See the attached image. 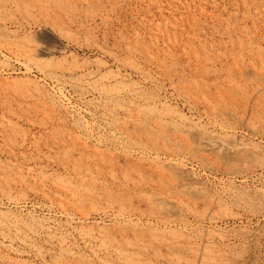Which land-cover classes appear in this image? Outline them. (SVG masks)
Listing matches in <instances>:
<instances>
[{
	"label": "rangeland",
	"instance_id": "1",
	"mask_svg": "<svg viewBox=\"0 0 264 264\" xmlns=\"http://www.w3.org/2000/svg\"><path fill=\"white\" fill-rule=\"evenodd\" d=\"M259 12L262 14H259ZM242 26L250 30L247 32V29L244 30ZM263 26L264 0H0V164L2 163L0 166V264H69V262L70 264H76V262L77 264H107L106 262L109 264H127V260L130 264H264V166H262L264 165V119H262V123L256 120V118H252V122L254 121V126L257 129L256 135L241 127L234 129L235 133L241 136L248 144L254 145L252 148L256 152L259 151L257 152V162H260V165L255 163V165L246 170L243 176L239 175L236 178H229L215 170H206L203 165L192 161L187 162L184 159L186 169L195 174L197 178L199 177L198 179L204 185L202 186V188L204 187L203 192L210 197L215 195L214 197L216 198L218 196L217 199H221V203L224 204L223 209L221 207L208 209L204 208L202 204H197V207L195 206L197 214L195 215L190 213V206L186 208L188 205L185 207L182 204L169 202L167 198L165 199V196L162 197L160 192H154L149 186L143 187V189L139 187L129 190L127 187L119 188L115 184L113 178H111V173L106 170V164H103L102 157L100 158V154L98 153L102 152L103 154L101 155L106 156L109 160L118 158L117 161L120 162L116 172H118L119 180L123 182L128 170L133 171L137 166L145 165L144 161H148L145 165L147 167L151 162L153 163L151 160L157 159V156L162 162H166L169 158L164 153L157 155L152 149L141 147L137 145L138 143H134V141L126 138L117 128L116 124L120 120L126 119L127 113L124 110L113 109V105L117 104H110L104 96L100 98V95L94 91L96 89H104L101 87L103 85L108 91L121 90L123 88L122 85L126 87L130 86L129 88L124 86V88L129 91L134 89L131 91L133 92V96L136 94L140 98H132L130 100L132 103H137L136 106L140 104L141 109H143L142 107L149 108V106L153 109L155 106L158 111L168 113L173 111L171 113L178 114V117L182 113L190 122L197 123L202 120L200 124L204 126L207 120L202 118L203 115L199 109L194 105L192 106L191 102L186 100L187 96L183 92L179 93V91L172 87L173 81L181 87L186 85L193 86L195 84V80L193 79L195 78L196 83L202 85L208 84L215 92L218 85L219 87L222 85L227 88L229 85L226 79L228 64L233 61L234 55L240 51L239 42L244 41V38L245 41H248L256 37V35H262L260 32L264 33ZM59 28H62V30ZM255 28H259L260 32ZM190 35H194L193 38ZM6 43L11 46L7 45L9 48L6 47ZM14 44L16 47H14ZM190 44L193 47H190ZM203 44L206 45L204 46ZM22 45L27 46L28 49H25L27 47L24 48ZM17 46L20 47L17 48ZM203 46L207 51H205ZM34 48L42 50L46 48L44 51L47 52V55L40 58L29 55L31 49L33 50ZM134 48L138 50L136 49L135 51ZM21 51L23 52L21 53ZM184 51L190 52L188 54L189 57H187L188 55ZM192 51L196 52L200 57L197 58L196 56L198 55L196 54L195 56V53ZM165 52H168L167 55ZM226 54L227 57L224 58ZM214 55L216 56L214 57ZM207 56L211 58L208 59L206 58ZM173 58L176 59L174 60ZM203 58L206 59L204 60ZM198 60L202 63L199 64ZM164 64L166 68H164ZM176 65L177 67H175ZM202 66L207 68H203ZM159 67L162 70H158ZM134 68H136V71L133 70ZM170 68H173L176 74H174L173 70H171L173 72H170ZM205 69L211 70L210 73L212 74H207ZM195 70L198 71L195 73ZM182 73H189V75L184 74V77H182ZM190 74L191 76L193 75L192 78ZM202 74L205 76H201ZM91 75L95 76L92 77ZM100 75L101 77H99ZM76 78H78V81ZM151 78L154 79V82ZM183 79H185V84L178 82L179 80L183 81ZM216 83L217 85H214ZM79 85H86V91H79ZM253 90L254 88H250L249 94ZM261 103H264L263 100ZM124 104L132 105L130 101H126ZM100 107L102 108L100 109ZM242 114L244 113L242 112ZM114 120L117 121L114 122ZM110 123L112 124L110 125ZM57 137L58 139H56ZM84 143L87 145H84ZM73 145H76V148H72ZM99 148L103 149L100 150ZM95 149H99L98 152ZM65 152L71 153L70 156H65ZM110 152L112 153L111 155ZM88 157L91 158L88 159ZM95 157L97 158L96 160ZM74 159L77 161H74ZM78 160H81L83 163L81 166L82 170L81 168H77ZM127 160H130L133 165L127 164ZM96 165H99L100 167L98 168L100 169L102 168L101 165H103V168L106 170L104 175L101 170L98 171L99 169H97ZM75 167L76 169H74ZM125 168H128V170ZM75 170L77 171L75 172ZM19 175L21 176L19 177ZM24 177H26V180ZM90 180L92 182L95 180L96 182L92 183ZM97 180L102 181L100 183ZM98 185L102 189L107 188L109 192L112 191L114 195L117 194L115 196L116 200L118 198L117 203L108 200L100 191L96 192L93 196L90 194L91 192L88 193L89 190L93 191L94 188H99ZM74 186H77V188ZM81 186L89 188V190L87 189L86 192V189L81 188ZM70 187L73 191L76 189L77 192H71ZM65 188L68 191H65ZM138 192L142 193L143 197L160 198L164 202L166 201L165 204L172 205L173 207L177 206L184 218L176 219L177 222L175 219H165L167 221H175V223L168 225L162 218L155 219L153 213L142 203H139L137 197L138 195L140 196V193ZM129 195L131 196L128 197ZM157 196L160 197L158 198ZM72 197L77 199L75 200ZM126 198L129 200H126ZM131 198H133L132 201L130 200ZM83 201H87V205ZM92 201L94 207L96 208L97 206L98 210L100 209V211L95 209L99 212L97 214L93 213L95 212L93 207L90 208L93 206ZM126 201L128 202L126 203ZM76 202L84 203V208L86 209L82 211L75 207L78 205ZM119 202L120 205L118 204ZM72 203L76 205L74 206ZM61 204L65 206L63 207ZM138 205L141 206L138 207ZM62 207L64 209H61ZM120 209L125 212H122ZM104 210L107 211L104 212ZM120 212L124 214L123 217L122 214H119ZM85 214H87L86 217L83 216ZM139 220L142 223L138 222ZM2 223H5V226H7H3ZM135 224L138 228L140 227L139 229L142 228L141 230H144V237L142 236V231H135L138 229ZM15 225L17 226L14 227ZM105 228L108 230L106 231ZM22 230L23 233L21 234ZM150 230L152 234L149 233L153 237L147 233ZM89 231L93 233L88 234ZM111 231L112 234H109ZM118 231H121L120 234ZM1 232L4 234L1 235ZM133 232L134 234L137 232V234L133 235ZM123 236H126L125 238L130 239L129 241L134 244L135 242L138 243L140 245L138 247L142 248H135L133 243V245L129 242L126 243ZM156 236H160L159 239H162L165 243L170 240V243L186 249L180 255H174L175 253L167 249V245L155 244L154 247V245H151L152 242L149 243V239L153 241L154 238H157ZM174 236H178L179 238ZM108 237L110 239H107ZM102 239H107L108 241H103ZM110 240L112 242L113 240L115 241L112 243ZM24 242L26 243L25 245ZM142 243H145V245ZM32 244L35 246V249H33L34 246ZM105 244L109 246L106 247ZM128 245L132 246L129 247ZM101 247L104 249H101ZM144 248L148 249L144 250ZM59 249H62V251L66 250V253L68 252L69 255L68 253L67 255L63 254L65 251L62 252ZM116 249H122L123 252L127 253L124 256H120ZM158 250H160L161 254H159ZM189 251L191 252L189 253ZM132 252L138 257L134 256ZM58 256H61V259ZM130 257H133L131 261L129 260ZM104 260L105 262H102ZM114 260L115 262L113 263L112 261ZM56 261L58 262L55 263Z\"/></svg>",
	"mask_w": 264,
	"mask_h": 264
},
{
	"label": "bare ground",
	"instance_id": "2",
	"mask_svg": "<svg viewBox=\"0 0 264 264\" xmlns=\"http://www.w3.org/2000/svg\"><path fill=\"white\" fill-rule=\"evenodd\" d=\"M16 1V0H15ZM214 2V1H213ZM234 2V1H233ZM257 2V1H256ZM7 3V2H6ZM211 3V2H210ZM216 3V2H215ZM244 3V2H243ZM238 4V3H237ZM17 5V3H16ZM219 5V4H218ZM259 5V4H258ZM206 6V5H205ZM224 6V5H223ZM245 6V5H244ZM42 7V6H41ZM30 8V7H29ZM186 8V7H185ZM225 8V7H224ZM263 8V7H261ZM40 9V8H39ZM44 9V8H43ZM190 9V7H189ZM203 9V8H202ZM198 10V9H197ZM263 10V9H262ZM202 11V10H201ZM185 12V11H184ZM205 12V11H204ZM220 12V11H219ZM257 12V11H256ZM57 13V12H55ZM252 13V12H251ZM258 13V12H257ZM48 14V13H47ZM50 14V13H49ZM248 14V13H247ZM246 14V15H247ZM250 14V13H249ZM248 14V15H249ZM259 14H262L259 12ZM240 15V14H239ZM244 15V14H243ZM251 15V14H250ZM195 16V15H194ZM205 16V15H204ZM220 16V15H219ZM223 16V15H222ZM214 17V16H213ZM260 17V16H259ZM205 18V17H204ZM249 18V16H248ZM258 18V17H257ZM182 19V18H181ZM222 19V17H221ZM231 19V18H230ZM246 19V18H245ZM255 19V18H254ZM195 20V19H194ZM199 20V19H197ZM257 20V19H256ZM177 21V20H176ZM186 21V20H185ZM196 21V20H195ZM194 21V22H195ZM239 21V20H238ZM248 21V20H247ZM244 22V21H243ZM253 22V21H252ZM173 23V22H172ZM179 23V22H178ZM198 24V23H197ZM234 24V23H233ZM252 24V23H251ZM196 25V24H194ZM228 25V24H227ZM231 25V24H230ZM45 26V25H44ZM197 26V25H196ZM248 26V25H247ZM188 27V26H187ZM198 27V26H197ZM235 27V26H234ZM243 27V26H242ZM264 27V26H263ZM57 28V27H56ZM181 28V27H180ZM183 28V27H182ZM60 29V28H59ZM233 29V28H231ZM244 30L246 29L243 27ZM256 30L258 29L259 32H260V29L259 28H255ZM51 30V29H50ZM55 30V29H54ZM62 30V28L60 29ZM195 30V29H194ZM250 29H247V32L249 31ZM52 31V30H51ZM61 32V31H60ZM176 32V31H175ZM258 32V33H259ZM191 33V32H190ZM205 33V32H204ZM223 33V32H222ZM230 33V32H229ZM51 34V33H50ZM60 34V33H59ZM167 34V33H166ZM231 34V33H230ZM246 34V33H245ZM260 34L262 35H259L256 37H253L252 39H249L248 41H245V38H244V41H241L239 42V48H240V51H238V53H236V55H234L233 57V61L231 63L228 64V75H227V81L229 82V85L227 88H225L224 86H220L219 85L216 87V92L213 90V88L209 87L208 84H200V83H196V79L194 78L193 80L194 81V85L193 86H179L176 84L175 81H173L172 83V87L175 88V90L179 91L180 92H183L186 96H187V101L191 102L192 106L194 105L197 109H199V111L201 112V114L203 115V119L207 120V123L202 126V124H200V122H202V120L200 122H190L186 116H184L182 113L179 114V117H178V114H175V113H171L173 111H171L170 113L168 112H163V111H158L156 109V107L154 106L153 109L150 108H145V107H142L143 109H141L140 107V104L139 106H136L137 103H132V101L130 99L132 98H140V97H137L136 94L133 96V90L129 91V90H126V88H129L128 86L126 87L125 85H122L123 88L124 86L126 88H124V90H122L123 88H121V90L119 89L118 91H108L105 89V87L101 86L102 88L104 89H96L94 90L95 92L98 93V95H100V98L102 96H104L106 98V100L111 104L115 103L117 105H113V109H119V110H124L126 113H127V116H126V119H122L120 120L119 122H117V128L125 135L126 138H129L131 141H134V143H138L137 145H140L141 147H144L146 149H152L157 155H160L161 153H164L166 154V156H168V160L166 162H162L161 159L157 156L156 158L157 159H153L151 161H153V163L151 162L149 164V166H145L146 161L145 162V165H139L137 166L135 169H133V171H130L128 170V168H125L128 170H126V174L124 176V179L125 181H120L119 178H118V172H116V170L118 169V165H119V162L117 161L118 158L116 159H108L106 156V158L104 157V155H101L103 154L102 152L101 153H98L100 154V158L101 160L104 162L103 164H106V170H108L110 173H111V178H113L115 184L118 185V187H127L129 190H131L132 188H142L143 187H151L154 192L158 191L160 192V194H162V197L165 196V199L167 198L170 201L174 202V203H177V204H182V205H188L186 208H190V213L192 214H197V204H202L204 206V208H208V209H211L213 207H221V209H223V203H221V199H217L218 196L215 198L213 195V197L211 196H207L204 192H203V188L202 186V183L201 181L196 177L195 174H192L191 172H189L186 167H185V160L187 162L189 161H192V162H196L200 165H203L204 168H206V170H211V171H217L221 174H223V176H227L229 178H236L238 177L239 175H242L246 172V170H248L250 167H252L253 165H255V163H258L257 162V152L259 151H255L254 148H252V146L254 145H250V143L248 144V142H246L241 136L237 135L234 131L235 128L237 127H241L242 129H245L246 131H249L250 133L252 134H257V129L256 127L254 126V121L252 122V118H256V120H258L259 122H262L264 119L263 117V114H264V103H261V101L263 100L264 102V33L260 32ZM179 35V34H178ZM244 35V34H243ZM247 35V34H246ZM58 36V35H57ZM140 36V35H138ZM169 36V35H168ZM191 36V35H190ZM194 35H192L191 37L193 38ZM197 36V35H196ZM228 37V36H227ZM250 37V36H248ZM136 38V36H135ZM4 39V38H3ZM6 39V38H5ZM138 39V38H137ZM198 39V38H197ZM2 40V39H1ZM14 40V39H13ZM21 40V39H20ZM183 40V39H182ZM238 40V39H237ZM5 41V40H4ZM54 41V40H53ZM114 41V40H113ZM177 41V40H176ZM174 41V42H176ZM234 41V40H232ZM7 42V41H6ZM26 42V41H25ZM31 42V41H30ZM136 42V41H135ZM141 42V41H140ZM145 42V41H144ZM198 42H199V39H198ZM224 42V41H223ZM228 42V41H227ZM5 43V42H4ZM116 43V42H115ZM142 43V42H141ZM166 43V42H165ZM182 43V42H181ZM194 43V42H193ZM201 43V42H200ZM199 43V44H200ZM28 44V43H27ZM31 44V43H30ZM34 44V43H33ZM152 44V43H151ZM197 44V43H196ZM233 44V43H232ZM2 45V44H1ZM6 47L9 48V44H5ZM3 45V46H5ZM9 45V46H7ZM17 45H20V44H17ZM37 45V44H36ZM179 45V44H178ZM191 45V44H190ZM190 45H186V46H190ZM204 45V44H203ZM206 45V44H205ZM204 45V46H205ZM219 45V44H218ZM226 45V44H224ZM24 48L27 47V46H24L22 45ZM38 46V45H37ZM148 46V44H147ZM153 46V44H152ZM165 46V45H164ZM203 46V47H204ZM214 46V45H213ZM232 46V45H231ZM1 47V46H0ZM13 47V45H12ZM14 47L15 44H14ZM20 47V46H17V48ZM154 48H156L155 46H153ZM166 47V46H165ZM190 47H193L192 45ZM230 47V46H229ZM233 47V46H232ZM5 48V47H4ZM4 48H2L3 50H5ZM22 48V47H21ZM44 48V47H42ZM133 48V47H132ZM169 48V47H168ZM195 48V47H194ZM213 48V47H212ZM11 49V48H10ZM23 49V48H22ZM25 49H28L25 48ZM46 49V48H45ZM44 49V50H45ZM135 49V48H134ZM133 49V50H134ZM137 49V48H136ZM135 49V51H136ZM186 49V48H185ZM191 49V48H189ZM198 49V48H197ZM205 49V47H204ZM217 49V48H216ZM234 49V48H233ZM15 50V49H14ZM21 50V49H20ZM42 49H39V48H34L33 50L29 49L30 51V54L31 56H34L35 58L38 57H42V56H45L47 55V52L44 51ZM103 50V49H102ZM138 50V49H137ZM147 50H148V47H147ZM192 50V49H191ZM213 50V49H211ZM17 51V50H16ZM170 51V50H169ZM173 51V50H172ZM188 51V50H187ZM187 51L185 52L187 55L190 53H187ZM193 51H197V50H193ZM192 51V52H193ZM204 51V50H203ZM205 51H207L205 49ZM218 51V50H217ZM237 51V50H236ZM12 52V51H11ZM23 51H21L22 53ZM162 52V51H161ZM211 52V51H210ZM209 52V53H210ZM20 53V52H19ZM18 53V54H19ZM25 53V52H24ZM23 53V54H24ZM49 53V52H48ZM105 53V52H104ZM110 53V52H109ZM113 53V52H111ZM141 53V52H140ZM153 53V52H152ZM166 53V52H165ZM168 53V52H167ZM166 53V55H167ZM171 53V52H170ZM195 53V56H196V52H193ZM192 53V54H193ZM219 53V52H218ZM217 53V54H218ZM223 54H225L224 52H222ZM227 53V52H226ZM16 54V55H18ZM28 55V53H26ZM25 54V55H26ZM200 54V53H199ZM220 54V53H219ZM26 55V56H27ZM28 55V56H29ZM185 55V56H187ZM198 55V54H197ZM21 56V54H20ZM144 56V55H143ZM155 56V55H154ZM175 56V55H174ZM192 56V55H191ZM216 55H214L215 57ZM233 56V54H232ZM18 57V56H17ZM23 57V56H22ZM157 57V56H156ZM189 57V55L187 56ZM197 58L200 57V55L196 56ZM204 57V56H203ZM210 57V56H209ZM219 57V56H218ZM227 57V54L224 56V58ZM229 57V56H228ZM34 58V59H35ZM123 58V57H122ZM155 58V57H154ZM172 58V57H171ZM208 58V56L206 57ZM206 58H203L204 60ZM211 58V57H210ZM208 58V59H210ZM213 58V57H212ZM30 59V58H29ZM126 59V58H125ZM130 59V58H129ZM145 59V58H144ZM158 59V58H157ZM164 59V58H163ZM174 60L176 58H173ZM207 59V60H208ZM215 59V58H214ZM206 60V61H207ZM218 60V59H217ZM227 60V59H226ZM159 61V59H158ZM167 61V60H166ZM191 61V60H190ZM199 61V60H198ZM231 61V60H230ZM160 62H162V60H160ZM168 62V61H167ZM177 62V61H176ZM189 62V61H187ZM193 62V61H191ZM209 63V61H207ZM212 62V61H211ZM215 62V61H214ZM166 63V62H165ZM196 63H198L196 61ZM202 62L199 61V64H201ZM213 63V62H212ZM217 63V62H216ZM224 63V62H223ZM132 64V63H131ZM141 64V63H140ZM168 65V63H166ZM174 64V63H173ZM171 64V65H173ZM177 64V63H176ZM205 64V63H204ZM151 65V64H150ZM166 65V66H167ZM216 65V64H215ZM60 66V65H59ZM100 66H102L100 64ZM182 66V65H180ZM179 66V67H180ZM197 66V65H196ZM195 66V67H196ZM205 66V65H204ZM214 66V65H213ZM57 67V66H56ZM139 67V66H138ZM174 67V66H173ZM177 67V65L175 66ZM184 67V66H183ZM188 67V66H187ZM203 67V66H202ZM226 67V66H225ZM118 68V67H117ZM132 68V66H131ZM129 68V69H131ZM164 68L165 67V64H164ZM203 68H207V67H203ZM211 68V67H209ZM177 69V68H176ZM183 69V68H182ZM190 69V68H189ZM198 69V68H197ZM61 70V69H60ZM68 70V69H67ZM133 70L136 71V68H134ZM158 70H162L159 69ZM166 70V69H165ZM174 69L173 68H170V72H173L171 71ZM184 70V69H183ZM191 70V69H190ZM199 70V69H198ZM197 70V71H198ZM212 70V68H211ZM211 70H208V69H205V72L207 74L210 73ZM92 71V70H91ZM140 71V70H139ZM138 71V72H139ZM167 71V70H166ZM180 71V70H179ZM195 70V73L197 72ZM219 71V69H218ZM106 72V71H105ZM111 72V71H110ZM142 72V71H141ZM151 72V71H150ZM168 72V71H167ZM166 72V73H167ZM175 72V71H174ZM178 72V71H177ZM185 72V71H184ZM203 72V71H202ZM213 72V71H212ZM221 72V71H220ZM49 73V72H47ZM70 73V72H69ZM95 73V72H94ZM114 73V72H113ZM135 73V72H134ZM166 73H164L166 75ZM169 73V72H168ZM224 73V72H223ZM222 73V74H223ZM51 74V73H50ZM109 74V73H108ZM176 74V72L174 73ZM184 74H188L189 73H184ZM183 73L181 74L182 77H184ZM200 74V73H199ZM212 74V73H210ZM217 74V72H216ZM54 75V74H52ZM84 75V74H83ZM114 75V74H113ZM145 75V74H144ZM143 75V76H144ZM171 75V74H170ZM180 75V74H179ZM187 75V76H188ZM218 75V74H217ZM46 76V75H45ZM82 76V75H81ZM80 76V77H81ZM92 77H94L93 75H91ZM167 76V75H166ZM169 76V74H168ZM191 76V74H190ZM193 76V75H192ZM191 76V78H192ZM201 76H205V75H201ZM219 76V75H218ZM55 77V76H54ZM57 77V76H56ZM60 77V76H59ZM65 77V76H64ZM78 77V76H77ZM101 77V75L99 76ZM104 77V76H102ZM124 77V76H123ZM122 77V78H123ZM141 77V76H140ZM155 77V76H154ZM152 77V78H154ZM156 77H157V74H156ZM160 77V76H159ZM208 77V76H207ZM50 78V77H49ZM73 78V77H72ZM108 78V77H107ZM106 78V79H107ZM115 78V77H113ZM117 78V77H116ZM151 80L153 81L154 79H157V78H154ZM161 78V77H160ZM209 78V77H208ZM66 79V78H65ZM75 79V77H74ZM163 79V78H162ZM167 79V78H166ZM180 79V77H179ZM199 79V78H198ZM203 79V78H201ZM56 80V79H55ZM71 80V79H70ZM76 80L78 81V78H76ZM108 80V79H107ZM110 80V79H109ZM118 80V79H117ZM184 80H179L178 82L179 83H184ZM206 80V79H204ZM76 81V82H77ZM159 81V80H158ZM188 81H190L188 79ZM192 81V80H191ZM202 81V80H201ZM216 81V80H214ZM213 81V83H215ZM218 81V80H217ZM224 81V79H223ZM60 82V81H59ZM73 82V81H72ZM81 82V81H80ZM96 82V81H95ZM154 82V81H153ZM157 82V81H156ZM160 82V81H159ZM158 82V83H159ZM170 82V81H169ZM193 82V81H192ZM203 83H205L204 81H202ZM210 82V81H209ZM87 83H90V82H87ZM133 83V81H132ZM135 83V82H134ZM171 83V82H170ZM178 83V84H179ZM67 84V83H66ZM125 84V83H124ZM185 84V83H184ZM212 84V83H211ZM226 84V83H225ZM70 85V84H68ZM115 85V84H114ZM119 85V84H118ZM135 85V84H134ZM154 85V84H153ZM159 85V84H158ZM157 85V87H158ZM183 85V84H182ZM214 85H217L214 84ZM86 86V85H85ZM83 86V85H79L78 86V90L81 91V92H85L86 91V87ZM137 86V85H136ZM179 86V87H178ZM226 86V85H225ZM77 87V86H75ZM90 87V86H89ZM113 87V86H112ZM111 87V88H112ZM150 87V86H149ZM164 87V86H163ZM171 87V88H172ZM219 87V88H218ZM6 88V87H5ZM91 88V87H90ZM93 88V87H92ZM110 88V87H109ZM115 88V87H113ZM132 88V87H131ZM162 88V87H161ZM165 88V87H164ZM250 88H254L253 92L251 94H249V89ZM139 89V88H138ZM137 89V90H138ZM64 90V88H63ZM136 90V92H137ZM161 90V89H160ZM171 90V89H170ZM142 91V90H141ZM158 91V90H157ZM174 91V90H173ZM156 92V91H155ZM160 92V91H159ZM63 94V93H62ZM78 94V93H77ZM80 94V93H79ZM82 94V93H81ZM143 94V93H142ZM146 94V93H145ZM172 94V93H171ZM88 95V94H87ZM144 95V94H143ZM159 95V94H158ZM178 95V94H177ZM182 95V94H181ZM183 95V96H185ZM89 96V95H88ZM133 96V97H131ZM141 96V95H140ZM153 97V96H152ZM142 98V97H141ZM144 98V96H143ZM164 98V97H162ZM181 98V97H180ZM83 99V98H82ZM97 99V98H96ZM145 99V98H144ZM143 99V100H144ZM158 99V98H157ZM156 99V100H157ZM68 100V99H67ZM81 100V99H80ZM86 100V99H85ZM92 100V99H91ZM146 100H149V99H146ZM173 100V99H172ZM82 101V100H81ZM90 101V100H89ZM88 101V102H89ZM94 101V100H93ZM106 101V102H107ZM128 102L130 101V104L132 105H126L124 104V102ZM137 102V100H135ZM153 101V100H152ZM176 101V100H175ZM72 102V101H71ZM145 102V101H144ZM166 102V101H165ZM108 103V104H109ZM147 103V102H146ZM88 105V104H87ZM95 105V104H94ZM104 105V104H102ZM164 106H165V103H164ZM168 106V104H167ZM170 106V105H169ZM58 107V106H56ZM65 107V106H64ZM158 107V106H157ZM186 107V106H185ZM3 108V107H2ZM48 108V107H47ZM91 108V107H90ZM102 107H100L101 109ZM111 108V107H110ZM160 108V107H159ZM67 109V108H66ZM82 109V108H80ZM109 109V108H108ZM55 111V110H54ZM75 111V110H73ZM85 111V110H84ZM110 111V109H109ZM123 111V112H124ZM193 111V109H192ZM51 112V110H50ZM104 112V111H103ZM242 112L244 114H242ZM44 113V112H43ZM81 113V112H80ZM95 113V112H94ZM119 113V111H118ZM178 113V112H177ZM196 113V112H195ZM56 115V114H55ZM63 115V114H62ZM119 115V114H118ZM121 115V114H120ZM200 115V114H199ZM7 116V115H6ZM47 116V115H46ZM73 117V116H72ZM79 117V116H78ZM95 117V116H94ZM9 118V117H8ZM52 118V117H51ZM115 118V117H114ZM120 118V117H119ZM198 118V117H197ZM56 119V118H55ZM62 119V118H61ZM61 119H60V122H61ZM99 119V118H98ZM194 119V118H193ZM44 120V119H42ZM46 120V119H45ZM64 120V119H62ZM104 120V119H103ZM113 120V119H112ZM255 120V119H254ZM14 121V120H13ZM101 121V120H100ZM105 121V120H104ZM117 121V120H114V122ZM31 122V121H30ZM107 122V120H106ZM264 122V121H263ZM262 122V123H263ZM26 123V122H25ZM34 123V122H33ZM64 123V122H63ZM5 124V123H4ZM12 124H15V123H12ZM38 124V123H37ZM66 124V123H65ZM112 123H110L111 125ZM7 125V124H6ZM34 125V124H32ZM93 125H96V124H93ZM45 126V125H44ZM65 126V125H64ZM103 126V125H102ZM258 126V125H257ZM46 127V126H45ZM97 127V126H96ZM52 128V127H51ZM89 128V127H88ZM94 128V127H93ZM212 128V129H211ZM61 129V128H60ZM100 129V128H99ZM116 129V128H115ZM220 129V130H219ZM49 130V129H48ZM53 130V129H52ZM65 130V129H64ZM67 130V129H66ZM57 131V130H55ZM63 131V130H61ZM71 131V130H70ZM117 132V131H115ZM244 132V131H243ZM264 132V131H263ZM22 133V132H21ZM41 133V132H40ZM100 133V132H99ZM105 133V132H104ZM103 133V134H104ZM111 133V132H110ZM114 133V132H113ZM58 134V133H56ZM55 134V135H56ZM61 134V133H60ZM247 134V133H246ZM1 135V134H0ZM11 135V134H10ZM25 135V134H24ZM62 135H63V132H62ZM73 135V134H72ZM122 135V134H121ZM123 135V136H124ZM31 136V135H30ZM74 136V135H73ZM76 136V135H75ZM24 137V136H23ZM60 137V135H59ZM69 137V136H67ZM81 137V136H79ZM85 137V136H84ZM83 137V138H84ZM104 137V136H103ZM258 137V135H257ZM45 138V137H44ZM54 138V136H53ZM65 138V137H64ZM100 138V137H99ZM114 138V137H113ZM10 139V138H9ZM50 139V138H49ZM58 139V137L56 138ZM86 139V138H85ZM109 139V138H108ZM3 140V139H2ZM65 140V139H64ZM63 140V142H64ZM70 140V139H68ZM77 140V139H76ZM106 140V139H105ZM120 140V139H119ZM250 140V139H249ZM6 141V140H5ZM15 141V140H14ZM56 141V140H55ZM62 141V140H60ZM72 141V140H70ZM83 141V140H82ZM96 141V140H95ZM98 141V139H97ZM102 141V140H101ZM100 141V142H101ZM118 141V140H117ZM121 141V140H120ZM12 142V141H11ZM57 142V141H56ZM62 142V143H63ZM66 142V141H65ZM74 142V141H73ZM99 142V141H98ZM108 142V141H107ZM113 142V141H112ZM109 143V142H108ZM123 143V142H121ZM59 144V143H58ZM63 144H66V143H63ZM74 144V143H72ZM99 144V143H98ZM97 144V146H98ZM103 144V143H102ZM119 144V143H117ZM56 145V144H55ZM84 145H87L84 143ZM83 145V146H84ZM41 146V145H40ZM48 146V145H47ZM89 146V145H88ZM100 146V145H99ZM116 147V145H114ZM113 146V147H114ZM129 146V145H128ZM7 147V146H6ZM31 147V146H30ZM55 147V146H54ZM76 148V145H73L72 148ZM11 148V146H10ZM28 148V147H27ZM88 148V147H87ZM94 148V147H93ZM98 148V147H97ZM138 148V147H137ZM257 148V147H256ZM70 149V147H69ZM89 149V148H88ZM100 150H102L101 148H99ZM99 149H95L97 152ZM110 149V148H109ZM123 149V147H122ZM125 149V148H124ZM62 150H63V147H62ZM74 150V149H73ZM118 150V149H117ZM121 150V149H120ZM135 150V149H134ZM142 150V149H141ZM145 150V149H143ZM22 151V150H21ZM39 151V150H38ZM71 151V149H70ZM69 151V152H70ZM262 151V150H261ZM36 152V151H35ZM53 152V151H52ZM83 152V150H82ZM96 152V153H97ZM100 152V151H99ZM119 152V151H118ZM144 152V151H143ZM37 153V152H36ZM61 153V152H60ZM77 153V152H75ZM79 153V152H78ZM113 153H114V150H113ZM150 153H152L150 151ZM31 154V153H30ZM69 154V155H68ZM71 153H66L65 152V156H70ZM84 154V152H83ZM107 154V152H106ZM112 153L110 152V155ZM86 155V154H85ZM88 155V154H87ZM115 155V154H113ZM112 155V156H113ZM118 155V154H117ZM127 155V154H126ZM125 155V156H126ZM140 155V154H139ZM144 155V154H143ZM18 156V155H17ZM31 156V155H30ZM81 156V155H80ZM95 156V155H94ZM132 156V155H131ZM141 156V155H140ZM152 156V155H151ZM156 156V155H155ZM154 156V157H155ZM84 157V156H82ZM87 157V156H86ZM85 157V158H86ZM114 157V156H113ZM121 157V156H120ZM144 157V156H143ZM260 157V156H259ZM68 158V157H66ZM91 158V157H88V159ZM112 158V157H111ZM126 158V157H125ZM139 158H142V157H139ZM165 158V157H164ZM48 159V158H47ZM79 159H82V158H79ZM97 158L95 157V160ZM128 159V157H127ZM132 159V158H131ZM135 159V158H134ZM148 159V158H147ZM146 159V160H147ZM185 159V160H184ZM33 160V159H32ZM76 159H74L75 161ZM133 160V159H132ZM137 160V159H136ZM135 160V161H136ZM260 160V159H259ZM77 161V160H76ZM79 161V160H78ZM89 161V160H87ZM54 162V161H53ZM61 162V161H60ZM91 162V160H90ZM137 162V161H136ZM142 162H143V159H142ZM141 162V163H142ZM143 162V163H144ZM150 162V161H149ZM71 163V162H69ZM74 163V162H73ZM127 164H132L130 160H127L126 161ZM260 163V162H259ZM258 163V164H259ZM262 163V161H261ZM63 164V163H62ZM78 164V165H77ZM77 168H81L82 166V162L81 160L77 163ZM94 164H97V163H94ZM99 164V163H98ZM121 164V163H120ZM135 164V163H134ZM192 164V163H191ZM263 164V163H262ZM2 165V163L0 164V166ZM11 165V164H10ZM41 165V164H40ZM72 165V163H71ZM260 165V164H259ZM30 166V165H29ZM65 166V165H64ZM97 166V165H96ZM102 168H98L100 167L99 165L97 166V169H99L98 171L101 170L102 174L104 175L106 170L105 168H103V165H101ZM199 166V165H198ZM264 166V165H262ZM43 167V166H42ZM45 167V166H44ZM63 167V166H62ZM85 167H88V166H85ZM105 167V166H104ZM124 167V165H123ZM130 167V165H129ZM65 168V167H64ZM122 168V167H121ZM132 168V167H131ZM188 168V167H187ZM28 169V168H27ZM76 169V167L74 168ZM74 169H72L74 171ZM96 169V168H95ZM130 169V168H129ZM1 170V169H0ZM33 170V169H32ZM79 170V169H78ZM82 170V168H81ZM89 170V168H88ZM263 170V169H262ZM10 171V170H9ZM24 171V170H22ZM68 171V170H67ZM77 170H75L76 172ZM91 171V170H90ZM125 171V170H124ZM5 172V171H4ZM7 172V171H6ZM30 172V171H29ZM27 172V173H29ZM34 172V171H33ZM41 172V171H40ZM123 172V171H121ZM88 173V172H86ZM100 173V172H99ZM41 174V173H40ZM52 174V173H51ZM78 174V173H77ZM89 174V173H88ZM93 174V173H92ZM91 174V175H92ZM109 174V173H108ZM107 174V175H108ZM62 175V174H61ZM83 175V174H82ZM122 175V174H121ZM6 176V175H5ZM21 175H19L20 177ZM77 176V175H76ZM84 176V175H83ZM86 176V175H85ZM93 176V175H92ZM94 176H96L94 174ZM222 176V177H223ZM37 177V176H36ZM45 177V176H44ZM47 177V176H46ZM68 177V176H67ZM78 177V176H77ZM82 177V176H80ZM101 177V176H100ZM110 177V176H109ZM120 177V176H119ZM249 177V176H248ZM18 178V177H17ZM25 180H26V177H24ZM52 178V177H51ZM247 178V177H246ZM45 179V178H44ZM65 179V178H64ZM83 179V178H82ZM88 179V178H87ZM86 179V180H87ZM11 180V179H10ZM34 180V179H33ZM36 180V179H35ZM84 180V179H83ZM85 180V181H86ZM231 180V179H230ZM13 181V180H12ZM60 181V180H59ZM63 181V180H62ZM77 181V180H76ZM75 181V182H76ZM84 181V182H85ZM91 181V180H90ZM95 180H93L94 182ZM98 182L101 183V181L97 180ZM203 181V180H202ZM243 181V180H242ZM9 182V180H8ZM43 182V181H42ZM41 182V183H42ZM56 182V181H55ZM72 182V181H71ZM70 182V184H71ZM83 182V183H84ZM92 182V181H91ZM92 182V183H93ZM96 182V181H95ZM106 182V181H105ZM204 182V181H203ZM231 182V181H230ZM235 182V181H234ZM14 183H17V182H14ZM24 183V182H23ZM28 183V182H27ZM60 183V182H59ZM21 184V183H20ZM35 184V182H34ZM53 184V183H52ZM65 184V183H64ZM62 184V185H64ZM69 184V183H68ZM73 184V183H72ZM78 184V183H77ZM98 184V183H97ZM96 184V185H97ZM103 184V183H102ZM6 185V184H5ZM10 185V184H9ZM86 185V184H85ZM95 185V184H94ZM33 186V185H32ZM44 186V185H43ZM66 186V185H65ZM70 186V185H68ZM67 186V187H68ZM88 186H90L88 184ZM99 186V185H98ZM58 187V186H57ZM61 187V186H60ZM59 187V188H60ZM72 187V185H71ZM70 187V190L71 192L73 191ZM77 188V186H74ZM73 187V189H75ZM84 188V186H81V188ZM95 187V186H93ZM101 186H99V188H94L93 191H90L89 188H84L86 189V192H87V189L89 190L88 193H90L92 196L95 195V193L97 192H101L102 195H104V197L106 196L108 200H110L111 202H115L117 203L118 201V198L116 200V195L117 194H112V191L109 192V190L106 188V189H102L100 188ZM4 188V187H2ZM30 188V187H29ZM32 188V187H31ZM34 188V187H33ZM110 188V187H109ZM118 188V189H119ZM42 189V188H41ZM44 189V188H43ZM63 189V188H61ZM91 189H92V186H91ZM3 190V189H1ZM8 190V189H7ZM67 189L65 188V191ZM226 190V189H225ZM5 191V190H4ZM36 191V190H35ZM68 191V190H67ZM76 191V189L74 190ZM73 191V192H74ZM122 191V190H121ZM77 192V191H76ZM82 192V191H81ZM116 192V191H115ZM120 192V191H119ZM206 192V191H205ZM218 192V191H217ZM234 192V191H233ZM36 193V192H35ZM39 193V192H38ZM51 193V192H50ZM67 193H70V192H67ZM118 193V192H117ZM122 193V192H121ZM140 193V192H138ZM148 193V192H147ZM208 193V192H207ZM40 194V193H39ZM54 194V193H53ZM80 194V193H78ZM120 194V193H118ZM127 194V193H126ZM142 193H140V196L138 195V201L139 203H142L147 209H149L152 213H153V217L156 218H162L164 219V221H166L167 225L168 224H172V223H175V221H167L165 219H180L181 217H183V214L182 212H180L181 210L178 209L177 206H174L173 207L172 205H169V204H165L164 200H161L158 196L159 199H156L155 197H143L141 195ZM56 195V194H55ZM75 195V194H74ZM77 195V193H76ZM75 195V196H76ZM121 195V194H120ZM135 195V194H134ZM155 195V194H154ZM242 195V194H241ZM9 196V195H8ZM47 196V194H46ZM131 195H129L128 197H130ZM153 196V195H152ZM250 196V195H249ZM10 197V196H9ZM49 197V196H48ZM60 197V196H58ZM74 197V196H73ZM72 197V198H73ZM79 197V196H78ZM101 197V196H99ZM46 198V197H45ZM61 198V197H60ZM96 198V197H95ZM124 198H125V195H124ZM24 199V198H23ZM51 199V198H50ZM75 199V198H73ZM77 199V198H76ZM75 199V200H76ZM88 199V198H87ZM106 199V198H105ZM133 198H131L130 200L132 201ZM64 200V199H63ZM84 200V199H83ZM103 200V199H102ZM126 200H129L128 198H126ZM81 201V199H80ZM89 201V200H88ZM120 201V200H119ZM122 201H125V200H122ZM86 202L87 201H83ZM100 202V201H99ZM128 201H126L127 203ZM223 202V201H222ZM47 203V202H46ZM77 203V202H76ZM90 203V202H89ZM104 203V202H103ZM105 203H106V200H105ZM114 203V204H115ZM64 204V203H63ZM78 205H76L75 203L72 205H76L75 207H77L78 209L80 210H84L86 208H84V203L82 204V202H78L77 203ZM91 204V203H90ZM93 201H92V205H93ZM108 204H109V201H108ZM120 205V202L118 203ZM173 204V203H172ZM52 205V204H51ZM62 205V204H61ZM87 205V204H86ZM113 205V204H112ZM63 206V205H62ZM65 206V205H64ZM63 206V207H64ZM90 206V205H89ZM141 205H138V207H140ZM181 206V205H180ZM196 206V207H195ZM237 206V205H236ZM61 208V209H64V208ZM94 208L93 210L95 212H93L94 214H97L98 211H100V209L98 210V207L96 206V208L93 206H91L90 208ZM124 207V205H123ZM182 207V206H181ZM226 207V205H225ZM224 207V209H225ZM67 208V207H66ZM65 208V209H66ZM76 208V210H77ZM106 208H108L106 206ZM131 208V207H130ZM227 208V207H226ZM95 209H97L98 211H96ZM110 209V207H109ZM134 209V208H133ZM199 209V208H198ZM220 209V211H221ZM228 209V208H227ZM237 209V208H236ZM91 210V209H90ZM102 210V209H101ZM114 211V209H112ZM121 210V209H120ZM124 210H125V207H124ZM123 210V211H124ZM68 211V210H67ZM78 211V210H77ZM87 211V210H86ZM107 211V210H104V212ZM122 211V210H121ZM122 211V212H123ZM138 211V210H137ZM148 211V210H147ZM125 212V211H124ZM11 213V212H10ZM84 213V212H83ZM82 213V214H83ZM88 213V212H87ZM99 213V212H98ZM134 213V212H133ZM141 213V211H140ZM206 213V212H205ZM227 213V211H226ZM47 214V213H46ZM62 214V213H61ZM80 214H81V211H80ZM119 214H122V217L124 216L123 213H119ZM186 214V213H185ZM201 214V213H200ZM216 214V213H215ZM218 214V213H217ZM50 215V214H49ZM54 215V214H53ZM87 214L83 215L84 217H86ZM143 215V213H142ZM189 215V214H188ZM33 216V215H32ZM126 216V215H125ZM131 216V215H130ZM134 216V215H133ZM137 216V215H136ZM144 216V215H143ZM201 216V215H200ZM214 216V215H212ZM240 216V215H239ZM187 217V216H186ZM194 217V216H193ZM202 217V216H201ZM217 217V216H216ZM233 217V216H232ZM236 217V216H235ZM7 218V217H6ZM117 218V217H116ZM129 218V217H127ZM184 218V217H183ZM39 219V218H38ZM87 219V218H86ZM161 219V220H162ZM201 219V218H200ZM88 220V219H87ZM129 220V219H128ZM132 220V219H131ZM213 220V219H212ZM8 221V220H7ZM16 221V220H15ZM41 221V220H40ZM80 221V220H79ZM96 221V220H95ZM100 221V220H99ZM149 221V220H148ZM160 221V220H159ZM180 221V220H179ZM5 222V221H4ZM11 222V221H10ZM52 222V221H51ZM74 222V221H73ZM126 222V221H124ZM123 222V223H124ZM140 222V220L138 221ZM177 222V220H176ZM97 223V222H96ZM115 223V222H114ZM136 223V222H135ZM142 223V222H140ZM1 224V223H0ZM35 224V222H34ZM125 224V223H124ZM138 224V223H136ZM135 224V225H136ZM162 224V223H161ZM3 226H5V223L3 224ZM9 225H11V223H9ZM132 225V223H131ZM178 225V224H176ZM7 226V225H6ZM5 226V227H6ZM17 225H15L14 227H16ZM29 226V225H28ZM40 226V225H39ZM154 226V225H153ZM19 227V226H18ZM59 227V226H58ZM77 227V226H76ZM130 227V225H129ZM133 227V226H132ZM137 227V225H136ZM143 227V225H142ZM164 227H167V226H164ZM192 227V226H191ZM2 228V227H1ZM54 228V227H53ZM57 228V227H56ZM60 228V227H59ZM74 228V227H73ZM102 228V227H101ZM110 228V227H108ZM138 228V227H137ZM140 228V227H139ZM137 229L135 231H142L141 229ZM2 229H5V228H2ZM19 229V228H18ZM37 229V228H36ZM46 229V228H45ZM111 229V228H110ZM122 229H123V225H122ZM128 229V228H127ZM126 229V230H127ZM136 229V228H135ZM172 229V228H170ZM169 229V230H170ZM79 230V229H78ZM103 230V229H102ZM106 230V228H105ZM108 230V229H107ZM106 230V231H107ZM114 230V229H113ZM134 231V229H132ZM148 230V229H147ZM153 230V229H152ZM205 230V229H204ZM20 231V229H19ZM50 231V230H49ZM73 231V229H72ZM83 231V230H82ZM104 231V230H103ZM105 231V232H106ZM144 231V230H143ZM142 231V236L144 235ZM166 231V230H164ZM175 231V230H174ZM173 231V233H174ZM179 231V230H178ZM176 231V232H178ZM4 232V231H3ZM3 232H1V235L4 234ZM17 232V231H16ZM38 232V231H37ZM119 232V231H118ZM121 232V231H120ZM119 232V234H120ZM127 232V231H126ZM151 233V230L148 231L147 233ZM169 232V231H167ZM171 232V230H170ZM169 232V233H170ZM175 232V233H176ZM197 232V231H196ZM23 233V230L21 232V234ZM84 233V232H83ZM91 232L89 231L88 234H90ZM93 233V232H92ZM91 233V234H92ZM102 233V232H101ZM108 233V232H107ZM112 234V231L109 232V234ZM139 233V232H138ZM149 233V234H150ZM172 233V232H171ZM6 234V233H5ZM20 234V233H19ZM34 234V233H33ZM49 234V233H48ZM70 234V233H69ZM86 234V233H85ZM85 234H81V235H85ZM99 235V233H97ZM103 234V233H102ZM109 234H107L109 236ZM137 234V232H136ZM134 234L133 232V235H136ZM150 234V235H151ZM200 234V233H199ZM7 235V234H6ZM25 235V233H24ZM53 235V234H52ZM59 235V234H58ZM68 235V234H67ZM87 235V234H86ZM104 235V234H103ZM170 235V234H169ZM176 235V234H175ZM203 235V234H202ZM54 236V235H53ZM93 236V235H92ZM90 236V237H92ZM101 236V234H100ZM106 236V235H105ZM121 236V235H120ZM138 236V235H137ZM152 236V235H151ZM168 236V235H167ZM172 236V235H171ZM217 236V235H216ZM5 237V236H4ZM7 237V236H6ZM26 237V236H25ZM79 237H80V233H79ZM85 237V236H84ZM88 237V235H87ZM86 237V238H87ZM89 237V238H90ZM124 238L126 236H123ZM139 237V236H138ZM144 237V236H143ZM153 237V236H152ZM155 237V236H154ZM157 237V236H156ZM174 237H177L179 238L178 236H174ZM209 237V236H208ZM11 238V237H10ZM67 238V237H66ZM95 238V237H93ZM104 238V236H103ZM114 238V237H113ZM117 238V237H116ZM124 238H122L124 240ZM133 238V237H131ZM140 238V237H139ZM159 237L157 238H154L153 241H151L149 239V243H151V245H154L155 247V244L157 245H167V249L171 250L172 253H175L174 255L178 254L180 255L185 249H183L182 247H180L179 245L176 246V244H172L170 243L168 240V242H164L162 239L160 240ZM16 239V238H15ZM18 239V238H17ZM56 239V238H55ZM107 239H110L109 237ZM107 239H104L105 241ZM180 239H183V238H180ZM96 240H98L96 238ZM95 240V241H96ZM103 240V239H102ZM103 240V241H104ZM122 240V242H123ZM130 239H127L125 238V242H129L130 244H132L133 242H130L129 241ZM188 240V239H187ZM103 241H102V244H103ZM108 241V240H107ZM111 241V240H110ZM115 240H113L114 242ZM139 241V240H138ZM209 241V240H208ZM14 242V241H13ZM20 242V241H19ZM23 242V241H22ZM26 242V241H25ZM24 242V245L27 243ZM47 242V241H46ZM112 242V241H111ZM112 242V243H113ZM147 242V241H146ZM91 243V242H90ZM100 243V241H99ZM98 243V244H99ZM109 243V242H108ZM111 243V244H112ZM140 243V242H139ZM10 244V243H9ZM101 244V243H100ZM134 244V243H133ZM132 244V245H133ZM143 245H145V243H142ZM178 244V243H177ZM183 244V243H182ZM33 245V244H32ZM57 245V244H56ZM55 245V246H56ZM90 245V244H89ZM120 245V244H119ZM130 245V246H132ZM189 245V243H188ZM1 246V245H0ZM34 246V245H33ZM64 246V245H63ZM79 246V245H78ZM92 246V245H91ZM104 246V244L102 245V247ZM106 247H108L106 244H105ZM129 246V245H128ZM129 246V247H130ZM135 248H142V247H138L140 246L138 243L135 242V244L133 245ZM147 246V245H146ZM149 246V245H148ZM183 246V245H182ZM193 246V245H192ZM32 247V246H31ZM37 247V246H36ZM47 247V246H46ZM97 247V246H96ZM100 247V245H99ZM101 249H104L102 248ZM110 247H112V245H110ZM187 247V246H186ZM194 247V246H193ZM20 248V247H19ZM64 248V247H63ZM69 248V246H68ZM71 248V246H70ZM83 248V247H82ZM92 248V247H91ZM157 248V246H156ZM160 248V247H159ZM202 248V246H201ZM9 249V248H8ZM35 249V246L34 248ZM114 249V248H113ZM148 248H144V250H146ZM150 249V248H149ZM152 249V248H151ZM163 249V248H162ZM192 249V248H191ZM2 250V249H1ZM41 250V249H40ZM51 250V249H50ZM60 250V249H59ZM82 250V249H81ZM90 250V249H89ZM117 252L120 254V256H124L127 252H123L122 249H116ZM193 250V249H192ZM202 250V249H201ZM39 251V250H38ZM62 251V249L60 250ZM65 255H67L66 253V250H64ZM62 251V252H64ZM68 251V250H67ZM98 251H99V248H98ZM107 251V250H106ZM115 251V249H114ZM113 251V252H114ZM126 251V250H125ZM153 251V250H152ZM160 250H158L159 252ZM199 251V250H198ZM203 251V250H202ZM211 251V250H210ZM37 253V251H35ZM43 252V251H42ZM46 252V251H45ZM74 252V251H73ZM92 252V251H91ZM108 252H109V248H108ZM149 252V251H148ZM191 251H189L190 253ZM196 252V251H195ZM200 252V251H199ZM209 252V251H208ZM39 253V252H38ZM50 253V252H49ZM72 253V252H70ZM77 253V252H76ZM102 253V252H101ZM129 253V252H128ZM154 253V252H153ZM171 253V254H172ZM186 253V252H185ZM197 253V252H196ZM33 254V253H32ZM40 254V253H39ZM83 254V253H82ZM94 254V253H93ZM96 254V253H95ZM99 254V253H98ZM97 254V255H98ZM133 254V252H132ZM156 254V253H155ZM159 254H161L159 252ZM30 255V254H29ZM48 255V254H47ZM60 255H61V252H60ZM69 255V253H68ZM71 255V254H70ZM76 255V254H75ZM134 255V254H133ZM139 255V254H138ZM210 255V254H209ZM40 256V255H39ZM45 256V255H44ZM73 256V255H71ZM81 256V255H80ZM131 256V255H130ZM134 256H137V255H134ZM133 256V257H134ZM157 256V255H156ZM60 257L61 259V256H58ZM74 257V256H73ZM101 257V255H100ZM104 257V256H103ZM106 257V256H105ZM133 257H130V261L131 259H133ZM138 257V256H137ZM158 257V256H157ZM2 258V257H1ZM37 258V257H36ZM56 258V257H55ZM63 258V257H62ZM75 258V257H74ZM97 258V257H96ZM120 258V257H119ZM141 258V257H140ZM176 258V257H175ZM180 258V257H178ZM177 258V259H178ZM205 258V257H203ZM209 258V257H208ZM58 259V258H57ZM80 259V258H79ZM82 259V257H81ZM101 259V258H100ZM108 259V258H107ZM117 259V258H116ZM64 260H67V259H64ZM71 261V259H69ZM86 260V259H85ZM103 260V259H102ZM110 260V259H108ZM112 260V259H111ZM121 260V259H120ZM119 260V261H120ZM164 260V259H163ZM189 260V259H188ZM203 260V259H202ZM213 260V258H212ZM60 261V260H59ZM68 261V260H67ZM66 261V262H67ZM79 261V260H78ZM107 261V260H106ZM122 261L124 262V260L122 259ZM121 261V262H122ZM126 261V260H125ZM145 261V260H144ZM161 261V260H160ZM179 261V260H178ZM50 262V261H49ZM58 261H56L55 263H57ZM64 262V261H63ZM73 262V261H72ZM76 262V260H75ZM98 262H99V259H98ZM101 262V261H100ZM102 262H105L102 261ZM110 262V261H109ZM113 263L115 262L112 261ZM12 263V262H11ZM15 263V262H14ZM89 263V262H88ZM107 264H109L108 262H106ZM111 263V262H110ZM133 263V262H132ZM170 263V262H169ZM185 263V262H184ZM63 264V263H62ZM70 264V262H69ZM77 264V262H76ZM101 264V263H100ZM121 264V263H120ZM123 264V263H122ZM127 264H130V262L128 263V260H127ZM137 264V263H136ZM139 264H143V263H139ZM146 264V263H145ZM176 264V263H175Z\"/></svg>",
	"mask_w": 264,
	"mask_h": 264
}]
</instances>
